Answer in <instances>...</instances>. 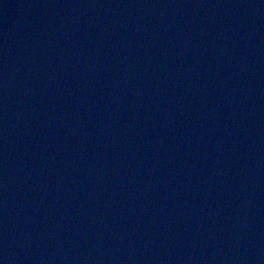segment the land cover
<instances>
[{
    "label": "water",
    "instance_id": "obj_1",
    "mask_svg": "<svg viewBox=\"0 0 264 264\" xmlns=\"http://www.w3.org/2000/svg\"><path fill=\"white\" fill-rule=\"evenodd\" d=\"M0 264H264V0H0Z\"/></svg>",
    "mask_w": 264,
    "mask_h": 264
}]
</instances>
